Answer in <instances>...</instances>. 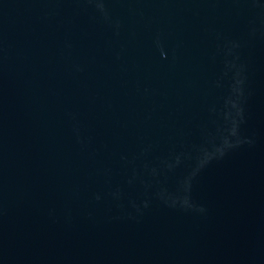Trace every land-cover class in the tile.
<instances>
[{"label":"water","instance_id":"water-1","mask_svg":"<svg viewBox=\"0 0 264 264\" xmlns=\"http://www.w3.org/2000/svg\"><path fill=\"white\" fill-rule=\"evenodd\" d=\"M0 264H264V0H0Z\"/></svg>","mask_w":264,"mask_h":264}]
</instances>
